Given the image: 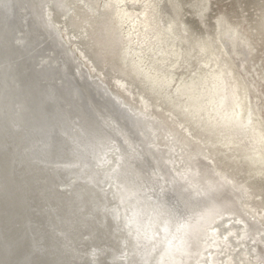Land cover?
I'll return each instance as SVG.
<instances>
[{"label": "rangeland", "instance_id": "374dc122", "mask_svg": "<svg viewBox=\"0 0 264 264\" xmlns=\"http://www.w3.org/2000/svg\"><path fill=\"white\" fill-rule=\"evenodd\" d=\"M151 1L156 8L153 12L154 15L151 16V22L154 26L156 25V27L161 28L162 32L159 40H155L152 39L154 32L152 27H149L151 30L143 29L145 34H149L148 41L144 44H139L138 42L130 43L129 48L133 49L134 52H138V54L132 53V55L135 60L139 61L140 69L148 74L145 78H133L131 70L127 67L133 64L127 65L124 62L128 61L127 59L123 57L118 58L120 56L119 53L121 54V52H124V48L122 49L124 43L121 45L118 44V48L115 46L116 49L114 48V50L108 52V54H106L107 57L101 56L99 54L100 50L94 45L96 34L99 30H102L103 27L105 28L107 26L106 19L108 20V18H110L103 14L105 0L98 2L99 9L103 6L101 11L95 7V10L98 9L96 10V15L102 13V16L100 15L102 18L94 24V26H96L94 27L95 30L94 28H89L88 23L85 21L87 17L84 12V3H79V5L73 9L72 7L75 5L74 0H64L62 6L60 0H0V94L4 98L3 101L7 105V108L9 107V112L6 111L7 115L5 118L7 119L8 116L9 120L14 122L17 129H19L18 131L24 133L16 134V132L10 133L9 130L5 131L9 135L10 141H14L17 135L19 136V140H22V135L26 136V139L28 137L30 139V134L34 129L41 126L46 127L47 134L44 137H37L34 143L29 145L26 149V154L37 158H41L42 156L43 160L45 158L40 164L39 169L43 170L46 167H50L47 170L48 175L46 181L48 183L46 185L48 192L58 190L59 192L70 193L72 191V186L76 183L77 177L75 174L64 172V170H58L52 166L54 165L56 167L59 162L55 161V159H62L63 152L66 153L70 147L69 143L66 140H61L63 143L60 142V148L57 150V153L49 152L48 144L51 145L60 141L58 137L60 121L66 119L70 112L77 114L81 118V125H91V123H93L97 125L95 126L97 127L96 130L109 137L107 141V151L105 150V155L107 156V152L109 154L107 159L111 160V156H116L117 153L119 154V151L123 149L129 150L137 157L139 156L138 159L144 165L143 174L146 175L147 173L148 175L150 173L148 176H152L153 179L157 178L155 179L156 185H153L151 188H154L152 190V195L162 198L165 203H170L171 205L182 208L192 205L191 201L193 205L197 203L207 204L208 202V204H210V202L214 201L212 197L216 196L218 198L219 194L225 196L222 200L219 198L217 201L221 202L218 206L220 210L216 213L217 216L215 215L213 218V220H215V222L213 221V225L219 224L218 220H222L224 232L221 235L219 231L212 232L211 236L207 237L208 247L206 248L207 250L205 249V252H208L207 257L213 254V249H215L217 245L215 248H211L210 246H212L215 241H221L223 244H220V247L217 248L214 254H222L223 250H227V256L233 260L230 261L233 264H264V227L261 229V224H264V168L259 164H250L248 160H245L248 156H251L249 154L252 153V148H257V145H254L251 140H246L248 143H246V141L245 143L243 142L240 148H236L235 144L227 147V145L224 144L225 141H221L223 132H221L220 129H216L213 133L202 131L201 123L204 122L205 118L199 116L200 118L198 119L197 117L188 115L186 113L188 110L185 108V105L188 103V98H186L187 96L178 95L180 92L179 88L182 85H191L192 83L195 84L194 88L198 90V92L206 91L212 86L211 75L213 73L218 71L227 73L231 71L233 78L230 79L231 81L229 80V82L237 83L239 86L245 107L244 115L252 108L253 119L260 124L264 132V0ZM124 4L122 3V5L138 12L142 10L143 5L142 2L132 1H127ZM61 7L63 8L61 9ZM70 14H74L75 16L79 14L80 16H76L80 23L75 30V27H72L70 22H68L71 18ZM25 16L28 18L33 17V20L31 19L32 21H28L29 19H25ZM103 20H105V22ZM24 24L28 27L26 28ZM97 24L99 27H102L99 28ZM122 28L123 34H126L129 30L128 24H124ZM93 35L95 37H93ZM83 36L84 38H82ZM109 40L110 38L108 37L107 41ZM109 44H111V41H109ZM203 45L209 47L207 53L202 52L201 48ZM125 48H128L126 43ZM94 53H96V55ZM116 55L118 56L116 57ZM95 57H97V60L94 59ZM120 68L122 70L125 69V71L123 70L124 73L122 70H119ZM130 68L133 69L132 67ZM125 73L127 74L124 75ZM151 76L161 77L163 81L161 82L163 84L157 86L155 91L157 93L155 94L153 93L154 89L152 90L151 88ZM204 78H208V80L202 85L201 82ZM196 81L197 84L195 83ZM2 83L8 85H2ZM11 83H15L16 87H13ZM197 86L198 88H196ZM17 89L20 91H17ZM22 99L25 103L29 104L27 105L22 102ZM59 99L63 100V102H69L71 111L63 107L60 110L56 109L58 103L55 105L54 102ZM51 104L53 105V109L50 108ZM23 105L28 108L26 112H23L22 119L21 115H18L19 119H17V124L12 117L22 110ZM177 107L180 109L183 108L181 110L187 114L186 116L184 115V118L181 119L174 113L180 111L176 110ZM147 108L148 110H146ZM36 113H38L36 115L38 118H35ZM88 116L94 119L91 120ZM0 118L3 119L1 116ZM172 120L180 124L178 130L176 127V129L171 127L173 130L169 129V123L170 121L173 122ZM1 121L4 123L3 120ZM151 122H154L158 129ZM8 125H11V123H8ZM77 130L78 129H73L71 134L76 133ZM181 134L183 138H181ZM173 137L177 139L174 140ZM53 141L55 142L53 143ZM200 141L206 144L217 141V145L215 148H206ZM7 142L9 143L8 139ZM43 143L46 145L39 146ZM138 148L140 151L137 150ZM183 151L186 154L183 153ZM171 155L174 156V158L172 156L173 160L171 159ZM103 158L99 163L102 166H96V168L105 171L109 169L107 167H109L110 164L105 165L104 161L106 157ZM184 158L187 159L184 161ZM196 158L198 160H196ZM177 159V163H174ZM31 161L33 160L29 159V161L25 163L27 168L33 167L34 163ZM191 162L193 164H191ZM208 162H210V164ZM184 164L187 166L185 167ZM194 164L197 165L195 166ZM60 165H62V163H59V166ZM200 166H203V169L205 167L206 171L203 172V174L206 175L204 176L205 180L202 178L203 180L200 179L198 183H193V181L190 182L188 179L189 176L194 174V172L198 174L202 170ZM221 167L223 168L221 169ZM254 167L255 169H253ZM149 168L152 169L150 170ZM230 168L232 169L230 170ZM155 170L160 171L157 172ZM163 170L165 172H161ZM42 172L43 171H39L41 176L37 175L38 177H34V185H32L29 194L31 199V201H29L30 206H32L31 202L36 198L40 189L44 187L43 184H45V180ZM152 172H155V175ZM158 173L161 174L159 175ZM183 173H189L188 177L187 174L184 175ZM201 180L207 182L203 188L209 189L211 191H209L210 193L204 194L202 192L201 195L199 194L200 192H197V188L203 183ZM210 180L212 182H210ZM179 182H181V185ZM157 183L164 185L160 186L161 184ZM196 186L198 187L196 188ZM101 187L106 190L110 185L103 181ZM237 187H240L241 190H238ZM160 189L163 190L161 191ZM199 189H202V187ZM161 193L162 196L160 195ZM113 195H111V197L114 199ZM206 197L208 199H206ZM53 203L55 204L54 199L51 197L44 199L41 204L42 206L36 207L37 210L35 212L37 218H33L34 220H32V223L38 222L41 224L42 230L44 231L43 236H51V239L54 241H52V243H54L55 249L56 244L59 248H64V250L65 248L71 247L73 249L78 248L81 241L90 238L92 231L84 228L80 230L81 236L75 241H58V238H54L53 236L58 235L63 229L58 228L55 230L52 226L54 223H59L61 227H63L64 223L71 218L68 213L70 207L66 204L67 206H63L62 208L60 206L56 211L54 209L55 212H53ZM114 207L117 209L118 205L115 204ZM138 207L139 211L143 209L142 206ZM48 209L52 210V214L47 212ZM233 212H237V215L235 214L234 216ZM112 213L114 215L116 214L114 211H112ZM48 214H50V216ZM120 214L123 215V212H120ZM232 216L234 217L232 218ZM242 220H245L246 224H244ZM117 221L120 227H124L122 216H120ZM230 224L231 227L229 226V228L231 229H228V225ZM241 224L244 225L240 226ZM246 225L247 227L245 228L244 226ZM244 237L246 239H244ZM233 238L239 239L235 240ZM249 239L252 241L250 242ZM122 241V247L119 248L117 253L118 263L124 262L128 259L129 255V249L126 247L127 244L124 242L123 237ZM44 242L45 241H42V249H40V251H42L43 254H47L48 246ZM231 244L232 246H230ZM244 244L245 248L243 247ZM250 247L252 249H249ZM253 250H255L256 253ZM37 254L41 255L35 250L31 251V255H36L35 257H37ZM97 255L98 251L93 249L89 250L85 255L86 257L83 259L72 260L68 253H62L61 256H58V260H56L55 264H65L67 261L72 262V264H101L98 258L99 255ZM257 256H259V258ZM256 259H258V262ZM218 262L221 263L220 261ZM209 264L212 263L210 262Z\"/></svg>", "mask_w": 264, "mask_h": 264}, {"label": "bare ground", "instance_id": "6f19581e", "mask_svg": "<svg viewBox=\"0 0 264 264\" xmlns=\"http://www.w3.org/2000/svg\"><path fill=\"white\" fill-rule=\"evenodd\" d=\"M65 1H67V0H65ZM100 1L101 0H85V1L84 0H74L75 5H74V7H72L73 9L76 6H78L79 3H81V4L84 3V6H83L85 8L84 12H85V15L87 17L85 21L88 23L89 28L96 27V26H94L95 22H97L98 20H100L102 18V17H100V15L102 16V13H100V15H96V13H97L96 10L99 9L98 8V2H100ZM127 1L142 2L143 3L142 10L140 12H138L136 10H131L130 8L124 6L125 5L124 3H126ZM60 2H61V6H62L64 3V0H60ZM122 3L124 5H122ZM103 6H104V10H103L104 13L103 14L107 15V17H110V18H108V20L106 19L107 26L105 28L103 27L104 29L102 28V30L98 29L99 31L96 34V37L93 35V37H95L94 38L95 41L92 39L94 41V45H96L97 49L100 50L99 54L101 56L105 57L106 54H108V52H111V50H114V48L116 49V47L118 48V44L121 45L124 43V46L122 47V49L124 48V52H121V54L119 53L120 56L118 58L123 57L124 59H127L128 61L123 60L127 65L133 64L130 66L133 69H131L129 66H127L131 70V75L133 76V78H145L146 76H148V74L144 73L140 69L139 61L135 60L134 56L132 55V53L138 54V52H134L133 49H130L129 45H130V43H135V42L136 43L138 42L139 44H144L146 41H148L147 39H149V34L148 33L145 34L143 32V29L147 30V29H149V27H152V29L154 31L152 39L159 40L161 32H162L161 28L156 27V25L154 26V24L151 22V16L154 15L153 12L156 10L155 5L153 4V2L151 0H105V4ZM103 6L99 9L100 11L103 9ZM95 7L98 9L95 10ZM156 7H158V6H156ZM62 8L63 7H61V9ZM65 12H67V11H65ZM70 15H71V18L67 17V18H70L68 20V22H70V25H72V27H75L74 28V30H75L76 27L79 26L78 24L80 22L78 21L79 20L78 17H80V16H79V14H76V16H78V17H76L74 14H70ZM27 18L28 17L25 16V19H27ZM28 19H29L28 21H32L33 17H30ZM103 21L105 22V20H103ZM153 22H154V20H153ZM98 23H100V22H98ZM124 24H128V27H129V30L127 31L126 34H123V32H122V30H123L122 27L124 26ZM97 26H98V24H97ZM25 27L27 28L28 26L25 25ZM101 27H99V28H101ZM94 30H95V28H94ZM149 30H151V29H149ZM146 32H148V31H146ZM108 37L110 38L109 41H111V44H109V41H107ZM82 38H84V36ZM125 43L128 46L127 49L125 48ZM170 48H171V46H170ZM201 50L203 53H207L209 51V47L206 45H203ZM86 51H88V50H86ZM94 54L96 55V53H94ZM99 54H98V56L100 57ZM114 54H115V52H114ZM116 54H118V53H116ZM117 56L118 55H116V57ZM94 59L97 60V57H95ZM111 59H113V58H111ZM48 60H47V62H48ZM102 60H103V58H102ZM96 62H98V61H96ZM119 62H117V63H119ZM123 66H124V64H123ZM208 67H209V65H208ZM113 69H114V67H113ZM119 70H122V69L120 68ZM123 70L125 71V69H123ZM123 70H122V72H123ZM0 71H1V69H0ZM126 74L127 73H125L124 75H126ZM151 77H152L151 88H152V90L154 89L153 93L155 94V93H157V92H155L157 89V86H160L161 84H163V83H161L163 81H162L161 77H157V76H151ZM211 78H212V86L210 87V89H207L206 91H199L198 92V90H196L194 88L195 84H193V83L191 85L190 84L189 85H182L179 88L180 92L178 93V95L179 96H187L186 98H188V103H187V105H185L186 110H188V111H186V113L188 115H191L192 117H197L198 119L200 118L199 116L205 118L204 122L201 123L202 124V131L213 133V131H215L216 129H220L221 132H223V138L221 139V141H225L224 144L227 145V147L235 144L236 148H240V146H242L243 142L245 143L246 140H251L254 145L255 144L257 145V148L253 149L251 147L252 153L249 154L251 156H248L247 159H245V160H248L250 162V164H259V165H261V167L264 168V132L261 129L260 124L253 119V117H252L253 116V109L252 108H250L247 111V114L244 115L245 107H244V103H243V100H242V97L240 94L239 86L237 83H230L229 82V80L233 78L231 71L227 72V73H225L224 71L215 72L211 75ZM134 80H136V79H134ZM206 80H208V78H204L202 80V82H201L202 85L205 84ZM5 82H7V81H5ZM195 83L197 84V81ZM2 85L7 86L8 84L2 83ZM11 85H13V87H16L15 83L14 84L11 83ZM65 87H66V85H65ZM196 88H198V86ZM17 91H20V90L17 89ZM11 92H14V91H11ZM1 97H2V95L0 94V116L3 117V119L0 118V255H1L0 256V264H55L56 260H58V256H61L62 253H68L71 256L72 260H76V259H83L84 257H86L85 256L86 253L89 250H93V249L98 251V255H99L98 258H99L101 264H209L210 262L212 264H233L230 262L233 260L227 256V252H226L227 250H223L222 254H217V253L214 254L216 252L217 248L220 247V244L221 245L223 244V242H221V241H217V242L215 241V243L212 246H210L211 248H215V246L217 245L216 248L213 249V254L210 257H207L208 252H205V249L208 247L207 237L208 236L210 237L212 232L219 231L220 235L224 232V226H223L222 220H220V221L218 220L219 224L213 225V221L215 222V220H213V218L215 217L216 213L219 212V210H220V208L218 206L221 202H217V201L219 200V198L221 200L223 198H225L224 195L219 194L218 198L216 196L212 197V200L214 198V201L210 202V204H208L209 203L208 202L207 204L197 203V204L193 205V202L191 201L192 205L184 206L182 208L171 205L170 203H165V201L162 198H158L157 196L152 195L153 194L152 190L154 188L153 189H151V188L153 187V185H156L155 179H157V178L153 179L152 176H148V175H150V173L148 175H147V173H146V175L143 174L144 173V170H143L144 165L138 159L139 156L137 157L135 154H133L129 150L123 149V150L119 151V154L117 153L116 156H113V157L111 156L110 157L111 160L107 159L109 157L108 156L109 154L107 152V156H106L105 150L107 151V147H108L107 141H108L109 137L106 136L105 134L99 132L98 130H96L97 127H95V126H97V125H95L93 123H91V125L90 124H82L81 125L80 124L81 118L77 114H74L73 112H70V113L68 112L69 113L68 117L66 119H63L60 121V126H59L60 129L58 130L59 131L58 137H59L60 141H58V142L53 141V143L55 142L54 144H51V145L48 144V148H49L48 151L51 153H57L58 152L57 150L60 148V145H59V144H61L60 142H62L63 140H66L69 143L70 147L68 148L66 153L63 152L62 159L61 158H59V160L55 159V161H57V162L59 161L57 163L56 167L54 165H52V166L54 168H57L58 170H62V171L64 170V172H69L71 174H75V176L78 179L76 178V183L72 186V191L70 193H68V192L63 193V192H59L58 190H53V192H48V189L46 188V185L48 183L46 181H47V175H48L47 170L50 167H46L43 170L39 169L40 164L45 160V158L43 160L42 156H41V158H37V157L29 156L28 154H26V149L28 148V146L32 145L34 143V140L37 137H39V136L44 137L47 134V129H46V127L41 126V127H38L32 131V133L30 134L31 135L30 139H29V137L26 139V136L22 135L21 136V138L23 137L22 140H19V136L17 135L15 137L14 141H10V138L8 137L9 135L7 134V132L5 130H9L10 133L16 132V134L24 133V132H22V131L19 132L18 131L19 129H17L14 122L9 120L8 116H7V119L5 118V116L7 115L6 111L9 112V110H8L9 107L7 108V105L3 101L4 98L3 97L1 98ZM16 99H18V98H16ZM10 101H11V99H10ZM21 101L25 103V101L23 99ZM54 103H55V105L58 103L56 109L60 110L63 107V108L68 109V111H71V109H70L71 105L67 101L63 102V100L59 99V100H56ZM25 104L28 105L29 103H25ZM24 105L22 106V110H20V112L18 111L19 113L12 117L13 119H15L17 124H18L17 119H19L18 117L21 115V119H22L23 112H26V109L28 108L27 106H24ZM149 106H151V105H149ZM50 108L53 109L52 104H51ZM181 109H183V108H181ZM181 109L177 107L176 110H180V111H176L174 113L177 116H179V118L182 119V118H184V115L186 116L187 114L184 111H182ZM146 110H148V108ZM54 111H57V110H54ZM37 114L38 113L35 114V118H38L36 116ZM147 115H148V113H147ZM90 119L92 120L94 118H90ZM168 119H169V117H168ZM1 120H3L4 123ZM163 121H165V120H163ZM166 122H167V120H166ZM8 123H11V125H8ZM88 123H90V122H88ZM151 123L154 124V122H151ZM154 125L156 126V124H154ZM169 125H170L169 129H172V130H173V128L174 129L177 128V130H178V127H180V124H178L176 121L175 122L170 121ZM163 127H165V126H163ZM171 127H173V128H171ZM73 129H78V130L76 131V133H72L73 134L72 135L71 132H73ZM157 129H158V127H157ZM13 130H15V131H13ZM177 134H175V135L178 136L179 134L178 135ZM173 135H174V133H173ZM181 136H182V134H181ZM6 138L8 139L9 143L7 142ZM181 138H183V136ZM175 139H177V138H174V140ZM195 140H196V138H195ZM197 142H199V141H197ZM216 142L211 143V144H206L204 142H201V143L206 148H212V147L215 148V146L217 145ZM176 143H178V142H176ZM246 143H248V141H246ZM65 144H66V142H65ZM45 145L46 144L43 143V144H40L39 146H45ZM250 145H252V144H250ZM138 146H140V145H138ZM168 146H170V145H168ZM196 146H197V144H196ZM248 146H246V147H248ZM135 148H137V147H135ZM139 148H142V147H139ZM139 148L137 150H139ZM144 148H148V147H144ZM188 149H189V147H188ZM149 150H150V148H149ZM171 150H173V149H171ZM234 150H235V148H234ZM242 150H243V148H242ZM48 151H47V153H48ZM71 151H72V153H71ZM186 152H188V151H186ZM47 153H46V155H47ZM183 153H185V152L183 151ZM199 154H201V153H199ZM172 156L173 155H171V159H172ZM103 157L104 158L106 157L105 158L106 162L104 161V164L105 165L110 164V166L107 167L109 169L105 170V171H102V170H99L96 168V166H102L99 163ZM205 157H207V156H205ZM173 158H174V156H173ZM29 159L33 160V161H31L34 163L32 168H30V167L27 168L25 166V163H27L29 161ZM178 159L175 160L174 163H177L176 161H178ZM186 159L184 158V161ZM196 160H198V159L196 158ZM180 162H182V161H180ZM59 163H62V165L59 166ZM208 163L210 164V162H208ZM191 164H193V163L191 162ZM69 165H71V166H69ZM184 166H185V164H184ZM188 166H189V164H188ZM222 168L223 167H221V169ZM156 169H157V167H156ZM195 169H197V168H195ZM206 169H207V167H206ZM231 169L232 168H230V170ZM253 169H255V167ZM164 170L161 172H165ZM39 171H43L42 173H43V177L45 180V184H43L44 187H43V189H40L36 198H34L32 200V202H31L32 206H30V204H29V201H31L30 196H29L30 191H31L30 189H32V185H34L33 184L34 179H35L34 177L37 175L41 176ZM155 171H157V170H155ZM159 171H157V172H159ZM204 171H206L205 167H204V169L202 168V170L198 174H195V172H194V174H191L189 176V178H188L189 181L190 182L193 181V183H196V182L198 183V181H200V179H202V178H204V176H206L205 174H203ZM213 171H215V170H213ZM207 172H208V170H207ZM152 173H154V175H155V172H152ZM192 173H193V171H192ZM158 174L160 175L161 173H158ZM183 174L185 175L187 173H183ZM188 174H187V177H188ZM187 177H186V179H187ZM211 177H212V175H211ZM211 177H210V179H211ZM227 177H228V175H227ZM165 179H167V178H165ZM204 180H205V178H204ZM38 181H39V179H38ZM103 181L107 182V184H109L111 188L108 187L106 190L103 189L101 187V183ZM173 181H175V180H173ZM210 182H212V181L210 180ZM179 183L181 185V182H179ZM185 183H187V182H185ZM228 183H230V182H228ZM40 184H42V183H40ZM157 184H161V183H157ZM201 184L202 185L199 186V188L202 187V189H199V188H197L198 186H196V188L198 189L197 192L198 193L200 192L199 194H201V195H202V192L204 194L208 193L210 190L203 188L204 185L207 184V182L204 181ZM163 185L161 184L160 186H163ZM196 185H200V184H196ZM235 185H233V186H235ZM168 188H169V186H168ZM228 188H229V186H228ZM184 189H187V188H184ZM230 189H228V190H230ZM237 189L241 190L240 187L239 188L237 187ZM160 190L162 191L163 189H160ZM232 191H231V193H232ZM189 193H191V192H189ZM235 193H236V190H235ZM215 194H216V192H215ZM111 195H113L114 199L111 197ZM160 195L162 196V193ZM47 197H51L54 199L55 204L53 203L54 205L52 206L53 212H55L56 209L59 208L60 206H61V208L63 206H67V205H68V207H70V209L68 210V213L70 214L71 218L67 222L64 223L63 227H61V224L53 222L54 223L52 226L53 229H55V230L58 228L63 229V231L61 230V232L58 233V235L53 236L54 238L55 237L58 238L57 239L58 241L65 240V241L71 242V241H75L77 238H79L81 236L80 230L86 228V229H89L90 231H92V234H90V238H88L87 240L81 241L78 248L73 249L71 247V248H65V250H64V248L63 249L59 248V246L55 243L56 244V249H55V245H54V243H52L53 239H51V236H49V237H47L46 235L43 236L44 231L42 230L41 224L38 222L32 223V220L37 218V215L35 212L37 210L36 207H41L43 200L46 199ZM173 197H175V196H173ZM183 197H185V196H183ZM207 197H206V199H208ZM229 197H230V195H229ZM166 198H168V197H166ZM202 200H204V199H202ZM180 201H182V200H180ZM234 203H236V202H234ZM115 204L118 205L117 209L114 207ZM189 204H190V202H189ZM138 206L143 207V209L141 210L142 212L139 211ZM54 209H55V211H54ZM52 210L48 209L47 212H50V214H52V212H51ZM112 211H114V213L116 212V214L114 215L112 213ZM120 212H123V215H121ZM236 213H234V216ZM50 214H48V215L50 216ZM120 216H122V218L124 220V227H120L118 224L117 220L120 218ZM234 216H232V218ZM232 218H231V220H232ZM51 221H52V219H51ZM216 221H217V218H216ZM227 221H230V220H227ZM242 221L244 224H246L245 220H242ZM227 223H229V222H227ZM233 223H235V222H233ZM236 223H237V220H236ZM243 225L241 224L240 226H243ZM247 225H248V223H247ZM247 225L244 227L246 228ZM229 226L231 227V224L228 225V229H231V228H229ZM250 226H252V225H250ZM262 227H264V224H261V229H262ZM49 228H51V227H49ZM236 228H238V227H236ZM241 229H239V230H241ZM233 230H234V228H233ZM57 232H58V230H57ZM240 232H242V231H240ZM240 232H239V234H240ZM232 233H233V231H232ZM233 236H235V235H233ZM122 237L124 239V242L127 244L126 247H128V249H129V255H128V259H126L124 262L118 263L117 253L119 251V248L122 247L121 246V243L123 242ZM233 239H235V238H233ZM238 239L236 238L235 240H238ZM244 239H246V238L244 237ZM252 240H250V242ZM42 241H45L44 243L48 246L47 254H43L42 251H40V249H42ZM244 241H246V240H244ZM244 243H246V242H244ZM248 243H249V241H248ZM240 244H241V241H240ZM230 246H232V244ZM243 247L245 248V244ZM237 249H238V247H237ZM249 249H252V248L250 247ZM32 250L39 252L41 255L37 254L38 255L37 257H35L36 255L35 256L31 255ZM253 251L256 253L255 250H253ZM232 254H234V253H232ZM257 257L259 258V256H257ZM114 260H115V262H114ZM257 260L258 259H256V261ZM218 261H220L221 263H219ZM65 264H72V262L67 261V262H65Z\"/></svg>", "mask_w": 264, "mask_h": 264}, {"label": "water", "instance_id": "95a60500", "mask_svg": "<svg viewBox=\"0 0 264 264\" xmlns=\"http://www.w3.org/2000/svg\"><path fill=\"white\" fill-rule=\"evenodd\" d=\"M55 31V30H54ZM49 32V31H48ZM58 36V35H57Z\"/></svg>", "mask_w": 264, "mask_h": 264}]
</instances>
